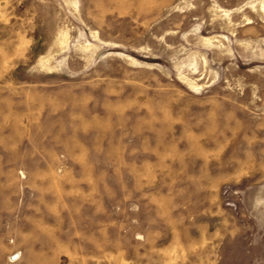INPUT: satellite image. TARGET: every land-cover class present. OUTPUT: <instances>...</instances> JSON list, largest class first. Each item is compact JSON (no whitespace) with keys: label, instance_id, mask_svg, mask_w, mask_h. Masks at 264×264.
Instances as JSON below:
<instances>
[{"label":"rangeland","instance_id":"obj_1","mask_svg":"<svg viewBox=\"0 0 264 264\" xmlns=\"http://www.w3.org/2000/svg\"><path fill=\"white\" fill-rule=\"evenodd\" d=\"M0 264H264V0H0Z\"/></svg>","mask_w":264,"mask_h":264},{"label":"bare ground","instance_id":"obj_2","mask_svg":"<svg viewBox=\"0 0 264 264\" xmlns=\"http://www.w3.org/2000/svg\"><path fill=\"white\" fill-rule=\"evenodd\" d=\"M14 259V258H13Z\"/></svg>","mask_w":264,"mask_h":264},{"label":"built area","instance_id":"obj_3","mask_svg":"<svg viewBox=\"0 0 264 264\" xmlns=\"http://www.w3.org/2000/svg\"><path fill=\"white\" fill-rule=\"evenodd\" d=\"M10 259V258H9Z\"/></svg>","mask_w":264,"mask_h":264}]
</instances>
